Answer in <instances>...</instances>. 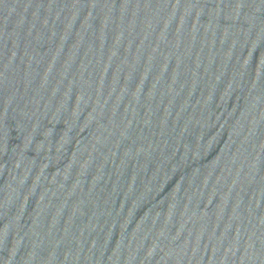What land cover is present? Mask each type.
<instances>
[{
	"label": "water",
	"instance_id": "obj_1",
	"mask_svg": "<svg viewBox=\"0 0 264 264\" xmlns=\"http://www.w3.org/2000/svg\"><path fill=\"white\" fill-rule=\"evenodd\" d=\"M36 264H264V128L161 208Z\"/></svg>",
	"mask_w": 264,
	"mask_h": 264
}]
</instances>
